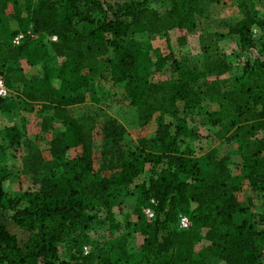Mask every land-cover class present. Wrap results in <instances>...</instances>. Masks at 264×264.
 <instances>
[{
  "label": "trees",
  "instance_id": "obj_1",
  "mask_svg": "<svg viewBox=\"0 0 264 264\" xmlns=\"http://www.w3.org/2000/svg\"><path fill=\"white\" fill-rule=\"evenodd\" d=\"M155 1L160 9L140 0H0V31L1 17L12 7L19 25L13 35H24L19 45H5L0 37V79L10 93H17V98H0V113L12 108L15 98L27 111L38 108L43 135L55 123L63 127L49 141L53 165L31 140L22 143L34 190L20 196L6 193L3 183L9 173L0 163V264H264V11L258 0ZM227 1L243 14L229 23L228 34L241 50H258L257 57L246 60L241 76L223 82L212 77L209 65L202 72L176 61L177 77L165 82H151L140 72V59L156 70L167 59L153 50L151 39L168 41L171 31L191 32L195 19L206 17V4ZM83 24L95 27L85 35L79 29ZM20 59L41 74L26 75ZM105 64L117 88L111 104L136 108L142 126L155 119L154 136L125 143L117 121L70 114L68 108L84 103L82 91L94 80V104L101 106L106 99L100 87L101 94L96 91ZM205 101L219 109L221 118L211 122L219 138L244 142L250 149L241 169L261 201V212H252L253 197L244 206L239 203L227 154L213 148L200 157L182 148L189 134L187 113ZM100 125L103 144L96 170L94 134ZM17 131L8 130V143L14 144ZM3 149L0 139V153ZM70 150L78 151L76 157L69 159ZM147 166L148 180L135 184ZM130 186L138 218L122 225L112 208L117 191ZM147 208L153 219L145 216ZM179 214L189 217L187 230L176 227ZM9 224L28 233L23 245ZM95 227L106 229L104 248L90 247L89 232ZM130 228L143 237L135 252L127 248ZM202 230L207 244L195 256ZM65 244L70 255L63 261L59 254Z\"/></svg>",
  "mask_w": 264,
  "mask_h": 264
},
{
  "label": "rangeland",
  "instance_id": "obj_2",
  "mask_svg": "<svg viewBox=\"0 0 264 264\" xmlns=\"http://www.w3.org/2000/svg\"><path fill=\"white\" fill-rule=\"evenodd\" d=\"M145 5L152 9H160L159 3L155 0H140ZM259 7L264 11V0H258ZM118 2V1H117ZM122 2V1H121ZM115 0H109V4H114ZM207 14L204 18L195 19V28L191 32L187 31H171L168 41L165 39L154 38L150 40L153 50L167 58L162 64L160 70H156V66L147 59L139 60L140 72L151 82H165L173 77H177L175 73L178 66L182 68H196L200 71H205L209 65L212 77L219 76L220 81H226L228 78H236L241 76L246 60H251L258 56V50L245 51L241 50L237 44V39L228 34V25L232 20L242 18V12L230 2L206 4ZM13 8L9 7L7 12L1 17L2 29L0 37L5 45L13 44L16 36L13 35L18 30L19 25L14 20ZM95 24H83L80 26V31L85 35L89 33ZM254 36L259 37V30L254 29ZM44 42L48 43L49 38L43 36ZM19 66L23 67L24 72L28 76L39 75L41 71L34 67H28L24 59H20ZM108 65L101 66L102 81L96 84V91L101 94L100 88L107 93L103 103L100 105L94 104L95 88L94 83L82 91L85 98L83 104L68 108L70 114L74 116L81 115H96L99 122L104 120L117 121L125 132V143L133 142L140 136L152 137L157 130L155 119L147 125L142 126L139 123V113L136 108L130 107L126 103H112L111 98L115 94L117 88L111 82L108 72ZM201 84L206 82L205 78L201 79ZM57 85L58 83L55 82ZM100 87V88H99ZM10 96L17 98L16 91L10 93ZM15 104L5 113H0V139L4 145L3 151L0 153V163L5 166L9 173L8 179L3 183V188L6 193L13 195H22L26 191L34 190L35 177L28 172L24 167L26 151L22 147L25 140H31L34 146L42 153L46 163L51 164L50 155L48 153L49 141L54 133L63 130L59 123L53 125V130L45 135L41 133V121L35 107L34 111H27L24 104L15 99ZM212 118H221L219 109L214 102H203L195 106L187 113L188 132L189 134L183 141L182 148H188L190 152L197 156H204L206 152L215 148L220 153L227 154V167L233 175L232 186L235 188V196L237 199L250 198L253 194L250 191L247 181L244 178V172L241 169L243 165L242 157L245 151L250 150L245 148L246 143L237 140L227 141L226 137L219 138L220 132L217 127L212 126ZM168 122V118H166ZM100 126L95 130V153L93 155L94 168L99 169L96 162L98 153L101 150L103 140L100 131ZM10 128H15L19 132V136L14 140V144L8 143L6 140L7 132ZM17 143V145H16ZM132 145V144H131ZM18 146V147H16ZM77 150H70L67 153L69 159L76 157ZM53 165V164H51ZM149 166L143 175L136 181L142 183L148 180ZM104 175V173H102ZM114 206L112 208L113 215L117 222L123 225L128 223L133 225L138 218L136 212V196L133 192V186L124 191H117ZM254 208L252 212H261L259 207L260 201L254 198ZM241 204V201H239ZM98 229V227H95ZM93 228L89 232L90 247L104 248L108 242L105 241L106 229L102 227L97 231ZM9 231L14 234L20 245H23L28 239V233L13 224L8 225ZM117 234V232H116ZM127 248L130 252H135L139 249L143 237L130 228L128 233ZM205 231H201L202 240L194 246V255L197 256L203 247L206 246L204 238ZM115 236V234H113ZM89 246L86 248L90 250ZM67 245L60 247V260H68L70 252Z\"/></svg>",
  "mask_w": 264,
  "mask_h": 264
},
{
  "label": "built area",
  "instance_id": "obj_3",
  "mask_svg": "<svg viewBox=\"0 0 264 264\" xmlns=\"http://www.w3.org/2000/svg\"><path fill=\"white\" fill-rule=\"evenodd\" d=\"M23 38H24V35H22V34L16 36L13 40V45H19ZM51 40L55 41L56 38L52 37ZM9 94H10V92L8 91V89H6L2 80L0 79V98H6L9 96ZM144 214L148 219L154 218V212L150 208L145 209ZM190 226H191V221L187 215L179 214L177 216L176 227L179 230H187ZM84 251H85V253H87L86 248H84Z\"/></svg>",
  "mask_w": 264,
  "mask_h": 264
},
{
  "label": "crops",
  "instance_id": "obj_4",
  "mask_svg": "<svg viewBox=\"0 0 264 264\" xmlns=\"http://www.w3.org/2000/svg\"><path fill=\"white\" fill-rule=\"evenodd\" d=\"M252 196H250V198H251ZM249 198H244V199H239L238 201H241V204H242V206H244V204H246V201L248 200ZM254 201H256V200H254L253 199V202ZM257 201H259V200H257ZM246 206V205H245ZM262 204H261V201H260V205H259V207L262 209Z\"/></svg>",
  "mask_w": 264,
  "mask_h": 264
}]
</instances>
